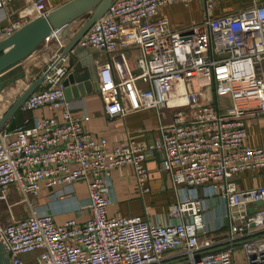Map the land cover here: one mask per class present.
I'll return each instance as SVG.
<instances>
[{
	"label": "built area",
	"instance_id": "1",
	"mask_svg": "<svg viewBox=\"0 0 264 264\" xmlns=\"http://www.w3.org/2000/svg\"><path fill=\"white\" fill-rule=\"evenodd\" d=\"M15 1L0 0V10ZM51 1L34 0L33 18L48 14ZM194 1L205 11L199 23L175 29L160 16L164 5ZM218 2L114 0L78 42L108 56L99 65L97 82L110 117L144 109H155L161 117L164 109H175L153 146L128 139L109 148L105 137L94 136L84 118L70 111L64 67L54 68L20 109H61L63 118L35 117L32 124L27 120L0 131V204L8 205L0 234L12 264H27L22 256L35 251H41L35 264H237L238 259L264 264V185L245 188L235 180L245 171L264 170V146L248 145L246 121L264 115V3L213 16ZM29 19L0 25V42ZM65 43L59 40L58 54ZM120 46L140 48L137 72L118 53ZM203 71L216 101L195 105L204 89L191 88L190 76L200 79ZM153 150L163 154V168L181 185L169 206L175 220L109 215L112 170L132 166L139 189L149 191L144 161ZM77 182L88 188L84 222L58 223L35 206L43 188H54L51 197L58 198L72 194ZM12 185L20 196L14 205L26 210L18 217L8 203ZM212 198L226 206V223L217 228L203 217Z\"/></svg>",
	"mask_w": 264,
	"mask_h": 264
},
{
	"label": "crops",
	"instance_id": "2",
	"mask_svg": "<svg viewBox=\"0 0 264 264\" xmlns=\"http://www.w3.org/2000/svg\"><path fill=\"white\" fill-rule=\"evenodd\" d=\"M34 0H17L13 4L0 10V25H8L12 21L24 16L33 18ZM68 0H53L49 2L51 7H56ZM264 3V0H219L212 15L220 16L232 13L231 8L237 6L236 11H240L253 5V3ZM160 16L168 19L172 28L181 29L201 22L205 17V11L200 1H194L188 6L180 3L164 5L160 8ZM29 19V20H30ZM73 26L62 30L60 37L50 44L51 46L37 48L30 56L23 61L13 65L0 74V118L10 108L19 94L30 84V82L41 74V69H46L54 60L59 49V40L63 42L69 36ZM124 53L129 68L137 72V59L140 57V48L131 46L127 48L119 47L118 53ZM108 58L104 53L94 51L90 55L88 52L79 51L71 53L61 61L57 67H64L67 70L66 77L73 71L77 62L81 61L85 69H89L91 79L95 85L92 92L86 93L79 98L67 100L71 113L74 116L84 118L83 123L86 128L96 137H105L108 147L112 148L120 142L133 139L150 147L156 141L161 140V125H169L175 113V109H164L159 117L155 109H144L129 113L125 116L110 117L104 110V105L100 93L96 89L97 74L99 65ZM201 78L190 76V87L202 86L200 81L205 79L210 83L208 71L201 73ZM193 84H192V83ZM204 95L195 100V105L210 103ZM57 116L63 118L61 109L50 110L47 107L32 111L20 110L6 127L12 130L21 125L24 121L32 124L35 117ZM248 145L264 146V115L249 116L247 118ZM163 154L160 151H147L144 164L150 171L147 182L149 191L142 192L139 189L136 175L132 166H118L112 170L113 190L110 193L111 204L108 207V214L121 212L127 216H145L154 222L174 221L169 216V206L176 200L177 188L171 175L162 165ZM238 186L250 188L264 185V170L255 169L238 174L235 178ZM74 192L63 197H51L54 188H43L39 196L35 199V206L41 213H50L58 223H63L69 218H77L79 222H84L88 216V188L84 182H77L73 186ZM209 207L214 205L216 209L206 212L203 217L211 228L223 226L226 223L225 204L220 198L208 200ZM219 205V206H218ZM26 211V210H23ZM26 213V212H25ZM41 251H35L22 256L27 264H35V260L40 256Z\"/></svg>",
	"mask_w": 264,
	"mask_h": 264
},
{
	"label": "water",
	"instance_id": "3",
	"mask_svg": "<svg viewBox=\"0 0 264 264\" xmlns=\"http://www.w3.org/2000/svg\"><path fill=\"white\" fill-rule=\"evenodd\" d=\"M114 0H68L48 12L45 16L31 19L14 34L0 42V74L30 56L44 41L55 32L69 28L78 20L85 18L81 26L71 37L66 38L65 45L56 59L38 77L19 94L10 108L0 118V131L5 129L11 119L20 111L23 103L29 96L37 91L48 75L56 68L67 55L88 52L94 49L83 48L78 45L80 39L87 33L91 26L107 11ZM83 62L79 61L73 71L64 80L65 94L68 100L79 98L94 90L95 85L91 79L89 69H85ZM98 90V82L96 83ZM261 205V202H257ZM251 212L255 210L249 209ZM0 264H12L10 250L0 234Z\"/></svg>",
	"mask_w": 264,
	"mask_h": 264
},
{
	"label": "rangeland",
	"instance_id": "4",
	"mask_svg": "<svg viewBox=\"0 0 264 264\" xmlns=\"http://www.w3.org/2000/svg\"><path fill=\"white\" fill-rule=\"evenodd\" d=\"M236 9H238L237 6L232 7L231 8V12L236 11ZM84 20H85V18H82L81 20H78L76 23L71 25V26H73V30L69 32L68 38L71 37V35L75 31H77V29L81 26V24L84 22ZM57 34L60 37V33L57 32L55 36H57ZM56 40H57V38L51 37V38L47 39L46 41H44L39 46V48L41 49V48H43V46L49 47V46H51L50 44L54 43ZM45 70H44V68H42L40 71L42 73ZM200 83H202V86H203V89H204V97H205V99H208L210 102L216 101L215 97H214L212 85L210 83H207V81L205 79H202L200 81ZM208 100H206L205 102H207ZM225 102H226V98H224V97H220L219 98V103L221 104V106H226ZM19 199H20V196H19V194L17 192V189H16L15 185L14 186L12 185L10 187V194H9V198H8V203L13 205L12 210L15 213V216H17V217L20 216V215H24L25 212H26V211H23V210H25V205H23V204H15L14 205V203H16V201H18ZM222 204H225V203H222ZM214 209H216V207L214 205H211L206 212L212 211ZM225 211H226V206H225ZM7 214H8V205L6 203L0 204V218H4ZM222 232L224 233V231H222ZM237 264H247V263H246V261L244 259H242V260L238 259V263Z\"/></svg>",
	"mask_w": 264,
	"mask_h": 264
},
{
	"label": "bare ground",
	"instance_id": "5",
	"mask_svg": "<svg viewBox=\"0 0 264 264\" xmlns=\"http://www.w3.org/2000/svg\"><path fill=\"white\" fill-rule=\"evenodd\" d=\"M178 89H183V86H182V84H178Z\"/></svg>",
	"mask_w": 264,
	"mask_h": 264
}]
</instances>
